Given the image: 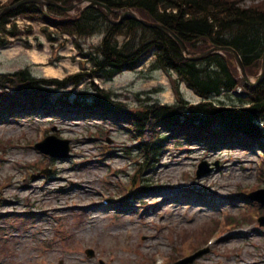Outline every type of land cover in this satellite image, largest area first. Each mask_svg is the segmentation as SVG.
Instances as JSON below:
<instances>
[{"label":"rangeland","instance_id":"374dc122","mask_svg":"<svg viewBox=\"0 0 264 264\" xmlns=\"http://www.w3.org/2000/svg\"><path fill=\"white\" fill-rule=\"evenodd\" d=\"M240 1L264 8V0ZM14 23L22 33L0 47V74L28 69L37 78L65 79L83 72L82 53L101 43L92 36L80 50L74 39L46 32L41 17ZM150 59L96 83L131 110L174 104L171 78L150 73ZM90 89L85 82L75 91ZM181 91L190 103L201 101L184 84ZM76 111L53 117L0 110V264H172L207 248L192 264H264L257 222L264 206L243 198L264 189V148L227 142L209 151L168 139L158 161L147 164L130 122ZM50 135L70 141L69 158L35 148ZM203 162L213 170L198 179Z\"/></svg>","mask_w":264,"mask_h":264},{"label":"trees","instance_id":"16d2710c","mask_svg":"<svg viewBox=\"0 0 264 264\" xmlns=\"http://www.w3.org/2000/svg\"><path fill=\"white\" fill-rule=\"evenodd\" d=\"M19 1L22 0L13 3ZM51 1L67 7L82 0ZM87 1L103 3L118 11L133 10L142 19L173 31L191 52L215 46L232 47L241 56L249 75L261 66L264 8L243 6L240 0ZM4 6L0 3V10ZM19 16L41 17L47 24L46 32L74 39L80 50L83 39L100 36L101 43L93 51L82 53L88 62L83 72L63 80L35 78L28 69L0 74V108L5 114L64 115L73 113L69 108L75 107L82 116L99 115L130 122L142 140L138 148L149 159L147 164L158 161L159 150L167 147L168 139H176L179 145L204 144L211 148L227 142L264 147V79L258 86L248 87L240 79L230 54L213 53L202 61H191L170 35L131 17L114 25L106 11L95 5L78 8L77 14L72 15L58 7L36 3L19 5L0 15V47L22 33L14 23ZM119 17V13L114 14L116 20ZM150 55L153 59L149 72L163 71L171 77L177 97L173 105L153 101L139 110H131L93 82L95 79L109 82L123 71L137 70ZM85 82L91 85L89 92L74 94ZM180 83H185L204 101L191 104L184 100ZM70 87L73 92L68 91ZM238 87L244 88L246 99L236 100L231 95ZM223 92L236 101L228 105L210 100Z\"/></svg>","mask_w":264,"mask_h":264},{"label":"water","instance_id":"95a60500","mask_svg":"<svg viewBox=\"0 0 264 264\" xmlns=\"http://www.w3.org/2000/svg\"><path fill=\"white\" fill-rule=\"evenodd\" d=\"M29 2H34V3H45V4H49V5H54L57 7H60L61 9H63L65 12H71L76 8V4L71 5L70 7H62L59 4L51 1V0H24L21 3H29ZM87 1H83L82 4L86 3ZM91 4L93 5H98L103 7L104 9H106L107 11V15L109 17V19L113 22V23H119L125 16H130L133 19H136L138 21H140L142 24H144L147 27H151V28H156V29H160L162 31H164L165 33L169 34L171 37H173L179 44L181 50L183 52H186L188 54H190V52L188 51L186 45L184 44V42L170 29L162 26L161 24H156V23H150L147 22L145 20H141L139 19V17L131 10H128L127 12H122L121 15V19L119 22H114L112 20V14L115 12L114 10H111L107 5L103 4V3H97V2H92ZM4 10L0 11V14L3 12ZM213 52H227L230 53L234 58L235 61L237 63V67L241 73V77L243 78V80L250 86H256L258 85L264 78V54L262 57V67H261V73L257 78V81H253L251 78H249V76L247 75L246 72V68L244 66V63L240 57V55L231 47H215L212 50L208 51V52H204V53H200V54H195L193 55L192 58H190L193 61H198V60H202L204 59L206 56L210 55ZM70 141L67 140H60L56 137H49L46 139L45 142L37 145V148L40 149L41 151H43L46 154H50L53 157H68L69 153H70ZM210 172V169L208 168V165L203 164L201 167V170L199 172V175H203ZM251 198L254 200L259 201L260 203L264 204V190H260L258 192L252 193L251 194ZM261 224L264 225V217L260 220ZM207 251H200L199 253L195 254L194 256L187 258L183 261H180L176 264H190L192 262H194V260H196L197 258H199L200 256L204 255ZM87 254L89 256H94V252L92 250H88Z\"/></svg>","mask_w":264,"mask_h":264},{"label":"bare ground","instance_id":"6f19581e","mask_svg":"<svg viewBox=\"0 0 264 264\" xmlns=\"http://www.w3.org/2000/svg\"><path fill=\"white\" fill-rule=\"evenodd\" d=\"M123 72H124V71H123ZM120 74H121V73H120ZM118 75H119V74H118ZM116 76H117V75H116ZM116 76H115V77H116ZM115 77H114V78H115ZM114 78H113V80H114ZM97 80H98V81H101V83H108V82H104V81L99 80V79H95L93 82H94L95 84H97V83H96ZM113 80H112V81H113ZM109 82H111V81H109ZM97 85H98L99 88H101V89H103V90H105V91L108 92V90L102 88L101 86H99V84H97ZM110 95H111V94H110ZM111 97L114 99V97H113L112 95H111ZM114 100H115V99H114ZM115 101H116V100H115ZM24 114H25V113H20V115H24Z\"/></svg>","mask_w":264,"mask_h":264}]
</instances>
